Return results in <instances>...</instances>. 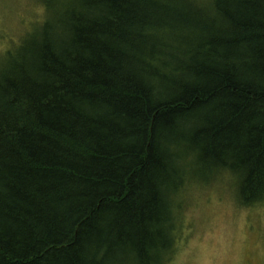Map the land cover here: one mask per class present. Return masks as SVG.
I'll list each match as a JSON object with an SVG mask.
<instances>
[{
    "label": "trees",
    "instance_id": "obj_1",
    "mask_svg": "<svg viewBox=\"0 0 264 264\" xmlns=\"http://www.w3.org/2000/svg\"><path fill=\"white\" fill-rule=\"evenodd\" d=\"M0 62V264H169L190 177L264 201V0H41Z\"/></svg>",
    "mask_w": 264,
    "mask_h": 264
},
{
    "label": "rangeland",
    "instance_id": "obj_2",
    "mask_svg": "<svg viewBox=\"0 0 264 264\" xmlns=\"http://www.w3.org/2000/svg\"><path fill=\"white\" fill-rule=\"evenodd\" d=\"M46 17L41 0H0V62ZM237 190L229 171L189 178L169 264H264V201L244 205Z\"/></svg>",
    "mask_w": 264,
    "mask_h": 264
}]
</instances>
